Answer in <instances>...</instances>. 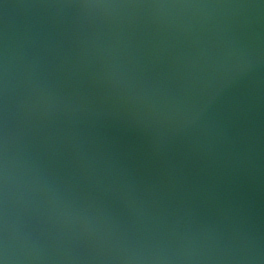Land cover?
Wrapping results in <instances>:
<instances>
[{
    "label": "water",
    "instance_id": "obj_1",
    "mask_svg": "<svg viewBox=\"0 0 264 264\" xmlns=\"http://www.w3.org/2000/svg\"><path fill=\"white\" fill-rule=\"evenodd\" d=\"M0 264H264V0H0Z\"/></svg>",
    "mask_w": 264,
    "mask_h": 264
}]
</instances>
